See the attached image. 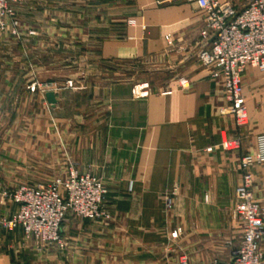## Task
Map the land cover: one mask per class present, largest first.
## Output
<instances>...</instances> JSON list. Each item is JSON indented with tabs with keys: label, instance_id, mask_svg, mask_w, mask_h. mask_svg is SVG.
Segmentation results:
<instances>
[{
	"label": "crops",
	"instance_id": "crops-1",
	"mask_svg": "<svg viewBox=\"0 0 264 264\" xmlns=\"http://www.w3.org/2000/svg\"><path fill=\"white\" fill-rule=\"evenodd\" d=\"M217 1L238 9L248 2ZM21 19L20 40L2 46L0 115L21 116L27 131L29 116L37 115L38 160H45L51 132L56 158L102 181L106 218L67 214L60 226L64 250L39 249L20 228L0 231V264H179L185 242L235 240L238 233L240 239L241 224L232 218L241 183L238 160L264 134V74L248 67L241 76L249 124L237 129L220 82L197 60L203 25L197 5L25 0ZM40 50L53 60L43 62ZM163 62L171 70L165 88L133 82L137 65L158 70ZM47 92L55 95L54 107ZM31 98L37 107L29 106ZM225 137H240V149L224 150ZM22 146H29L28 138ZM251 171L253 197L264 211V164ZM21 185L0 171V217L16 210L3 192ZM261 251L264 256V240Z\"/></svg>",
	"mask_w": 264,
	"mask_h": 264
},
{
	"label": "built area",
	"instance_id": "built-area-1",
	"mask_svg": "<svg viewBox=\"0 0 264 264\" xmlns=\"http://www.w3.org/2000/svg\"><path fill=\"white\" fill-rule=\"evenodd\" d=\"M194 2L203 15L199 32L197 60L202 68L211 69L210 77L220 82L228 112L237 129L248 126L247 108L241 76L246 68L264 74V0H248L238 9L232 2L187 0ZM25 0H0V30L16 34V9ZM29 35H35L33 31ZM66 85L71 88L72 82ZM220 146L237 152L241 138H222ZM264 164V134L255 138L254 148L238 160L241 183L235 189L236 204L232 218L241 224L242 234L226 264H264L261 244L264 240V211L252 193V169ZM73 162H67L63 177L41 185H21L3 192L2 198L16 205L9 218L0 217V231L20 228L26 238L42 250L65 249L60 226L67 214L92 221L106 218L107 190L102 181L90 174H79ZM166 208L171 206L166 200ZM177 232L171 234L176 237ZM179 264H189L182 258ZM209 264H218L211 262Z\"/></svg>",
	"mask_w": 264,
	"mask_h": 264
},
{
	"label": "rangeland",
	"instance_id": "rangeland-1",
	"mask_svg": "<svg viewBox=\"0 0 264 264\" xmlns=\"http://www.w3.org/2000/svg\"><path fill=\"white\" fill-rule=\"evenodd\" d=\"M22 8L23 4L19 6L15 12L14 20L17 22L16 34L13 35L10 32L12 29L10 25L8 30H0V57H5V51L2 46H5V43L8 40L11 38L20 40L21 38L20 30L23 23L21 19ZM31 31L34 32V30H29L28 35ZM32 53H34V57L37 56L36 50L31 51L30 54L32 55ZM41 57L45 60L43 62L46 63H50L53 60V55L51 54L46 53V55L43 56V53L41 52ZM3 63L4 62L1 64ZM135 71L136 75L133 82L141 83L142 85L145 84L153 90L165 88L167 81L171 76V70L168 69V65H166V63L164 64V62L158 67V70L150 68L149 64H142L137 65ZM32 87L33 86H31V88ZM30 92L33 93V90L31 89ZM29 106L31 108L37 107L36 98H31L29 100ZM29 117L31 123L30 130L27 131V127H24L22 130L21 116L18 115L12 117L10 115H0V171L11 172L15 186L19 184L37 186L41 184H48L59 177H63L66 171L65 161L60 160V155L57 156L58 161H56L57 158L54 156V141L53 134L51 132H48L47 135L45 160L41 161L42 158H40V161L38 160V135L37 130L34 129L37 122V115L33 114ZM12 120L15 121L13 129L11 125ZM23 138L29 139L28 147L22 146ZM15 142L18 146H12ZM22 154L26 155V158H28L29 161H23L21 158ZM237 231L240 232L242 229L240 230L239 227H237ZM238 234V236H240V233ZM238 236L235 240L232 237L224 238V236H211L206 239H199V241L196 242H185V260L189 264H209L214 261L218 264H226L229 260V255H231L238 244Z\"/></svg>",
	"mask_w": 264,
	"mask_h": 264
},
{
	"label": "water",
	"instance_id": "water-1",
	"mask_svg": "<svg viewBox=\"0 0 264 264\" xmlns=\"http://www.w3.org/2000/svg\"><path fill=\"white\" fill-rule=\"evenodd\" d=\"M45 100L48 105L51 107H54L56 105V98L53 92H47L45 93Z\"/></svg>",
	"mask_w": 264,
	"mask_h": 264
}]
</instances>
